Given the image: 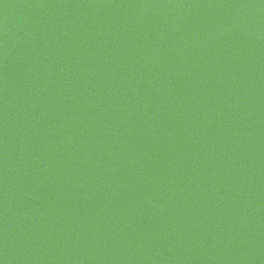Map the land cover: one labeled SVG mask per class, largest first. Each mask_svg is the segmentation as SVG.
<instances>
[{
    "label": "water",
    "instance_id": "95a60500",
    "mask_svg": "<svg viewBox=\"0 0 264 264\" xmlns=\"http://www.w3.org/2000/svg\"><path fill=\"white\" fill-rule=\"evenodd\" d=\"M0 264H264V0H0Z\"/></svg>",
    "mask_w": 264,
    "mask_h": 264
}]
</instances>
